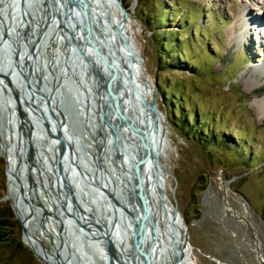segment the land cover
I'll return each mask as SVG.
<instances>
[{
    "label": "rangeland",
    "instance_id": "374dc122",
    "mask_svg": "<svg viewBox=\"0 0 264 264\" xmlns=\"http://www.w3.org/2000/svg\"><path fill=\"white\" fill-rule=\"evenodd\" d=\"M122 1L134 51L145 59L148 71L146 78L140 70L136 76L144 90L143 81L150 84L147 95L153 94L151 85L155 87L158 106L166 116L162 117L167 126L162 162L179 180L176 197L189 222L194 264H264V23L249 17L244 26L245 18L239 15L242 8H248L254 16H264L255 8V2L263 0ZM44 58L49 59L46 54ZM84 59L90 70L85 80L92 87V106L82 101L78 93L81 79L72 67L63 99L66 109L62 106V110L69 132L78 137L87 168L96 166L90 157L101 143L97 129L103 130L111 122L113 109L105 104L104 88L99 98L98 76L91 60ZM6 95L7 89L0 83V105L4 108H0V239H5L0 241V264H46L24 238L23 222L13 207V180L7 170L9 149L3 142L9 143L10 114L14 112ZM11 98L16 102L13 92ZM101 101L102 113L98 109ZM16 109L20 115L17 105ZM39 119L47 128L43 117ZM16 128L27 132L23 125ZM12 134L18 147L20 139L14 129ZM53 137L47 130L37 147L47 154ZM114 147L113 142L106 145L110 166H99L112 177V170L122 161V155L120 160L115 157ZM16 156L18 162L23 158L21 153ZM24 160L30 161V151ZM165 179L173 199L175 180L166 173ZM111 182L117 183L113 178ZM92 199L95 212L103 211V200L95 195ZM22 219L50 251V240L37 229L41 221L34 208ZM125 232L131 241V230ZM74 245L89 253L94 264H103L100 244L80 241ZM105 249L109 251L107 238ZM78 259L75 264H87L79 254Z\"/></svg>",
    "mask_w": 264,
    "mask_h": 264
},
{
    "label": "water",
    "instance_id": "95a60500",
    "mask_svg": "<svg viewBox=\"0 0 264 264\" xmlns=\"http://www.w3.org/2000/svg\"><path fill=\"white\" fill-rule=\"evenodd\" d=\"M5 2V5L0 4V15L5 16L7 21V25H4L0 20V83L7 89L6 98H8L10 103L12 100L20 111L18 120L11 118L10 130H13L18 124L23 125V127L28 125L26 140L28 142V151H30V162L26 167L25 173H23L24 171L21 168L22 163L19 162L18 164L16 176L19 181V187L17 190L24 202L30 201L32 211L34 206L41 210L42 223L51 214L55 219L58 225L57 230L60 242L56 250L53 251L55 240L54 236L51 235V252L62 264H75L79 260L78 254L86 259L87 264H93V259L89 253L83 249L80 251L79 247L74 244L78 245L80 241H83L85 243H97L99 246L98 241L91 239L92 236H90L89 231L91 226L80 221L75 223L70 219H66V216L63 218L59 215L58 210L48 209L46 203L42 202V197L38 192V184H41L42 188L46 190V179L43 173V169L48 166V163L44 160L46 153L43 149L37 147L40 143L39 141L45 137L46 131L48 130L55 137L52 139V147L47 151L58 152L62 148L63 156L60 162L64 163L62 167L64 169L65 166V171L66 150H70V147L66 146V139L73 138L79 144L78 137L68 130L67 118L62 106L66 109L63 99L66 96V81L71 74L72 67L76 76L81 79L78 93L82 101L89 102L92 106V91L87 88L89 84L85 83L86 73L90 71L88 63L84 59L86 58L91 60L89 62L95 69L94 74L98 76L96 83L98 85L99 98L102 99L101 90L104 88L107 92V101L115 106L118 121L122 118L124 125L130 128L132 124L127 123L126 115H130L139 125L138 118H140L142 111L144 115H147V111L150 114V122L146 128L138 126L144 139V154L140 157L142 164L135 168L136 173L132 175L133 180L129 190L128 205L131 209L134 208V194H136L138 189L141 192L142 202L146 198L150 199V196L147 197V193L144 190V188L146 189L150 186V179H155L158 175L164 179L166 173L175 180L173 199L170 198L171 204L169 200H166L163 190L158 188V208L155 207L156 201L152 200V204L151 202H146L148 217L145 218L138 208H134V218H140L143 221L141 226H138L137 222L130 218L131 216L127 214V205H124V210L122 209V211L126 213V217L132 224L131 238L133 249L140 253L141 264H150V260L153 257L162 255L167 258L169 264H194L191 256L189 222L180 209L176 197L179 180L173 171L162 162V138L167 127L164 121L166 116L158 106L155 87L151 85L153 94L149 96L145 91L150 89V84L144 80L143 86L146 89L144 90L136 82V70H140L144 78H146L148 71L145 64H143L145 59L143 60L142 58L141 60L134 51L135 45L130 36L127 9L123 1L5 0ZM45 54L50 58H44ZM31 58H34V61H31ZM95 59L99 60L98 64ZM12 62L16 65L19 72L7 74L9 71L7 68ZM105 64L109 67V72L106 75L104 74ZM22 66H24L25 71L30 72L29 75H32L33 78L20 72ZM53 78L58 80V83L54 84V88L52 85ZM118 78L121 80L123 90H120ZM33 81L37 83V87L33 85ZM5 82H8L9 87L6 86ZM11 92L14 93L16 102L11 98ZM34 93L38 94V96ZM36 97L42 103L44 100L47 101L45 106L44 104L40 106V109L42 110L44 122L49 128H45L43 121L39 119L41 115L35 114L37 112L35 107H33V103L37 102V105H39V102L35 101ZM133 98L138 99L137 103L139 104H135ZM102 104L103 102L101 101L98 105L99 110ZM27 106L31 108L30 112L27 111ZM0 108L4 109L1 105ZM122 110H124V114ZM99 112L101 113V110ZM14 121L16 122L14 123ZM26 121L28 122L27 124ZM112 130L111 140L116 145L114 147L115 157L118 159L119 154H124L130 162H133V151H131L130 147L120 144L115 129ZM23 132L25 131L23 130ZM95 140L98 142L97 138ZM98 150L99 144L96 155L99 160H102V155ZM18 153H20V150ZM149 159L153 168L147 169ZM7 164L9 172L8 157ZM24 174L26 175V180L24 179ZM71 178L74 184L77 183L78 185L80 182L84 184V181L76 172L74 174L71 173ZM113 179L116 180L115 177ZM55 183L58 187L62 185L59 180L55 181ZM63 187L64 185H62ZM45 200L50 205H56L48 193H46ZM60 206L62 213L66 215V201ZM141 206L143 207V205ZM13 207L17 213L14 199ZM66 225L69 226L67 232ZM78 225H80V228ZM23 230L25 238L26 228L24 223ZM121 232L122 230L117 228L113 236L106 234L110 264H116L117 260L126 264L122 258H116L114 248V240L120 238ZM149 242L151 244L148 248ZM42 248L46 251L48 250V247L43 244ZM32 249L46 264H51L36 249L33 247ZM102 249L99 246L100 253ZM66 257H69V259L66 260ZM135 259L136 264H140L137 260V255ZM79 264L83 263L80 262Z\"/></svg>",
    "mask_w": 264,
    "mask_h": 264
},
{
    "label": "bare ground",
    "instance_id": "6f19581e",
    "mask_svg": "<svg viewBox=\"0 0 264 264\" xmlns=\"http://www.w3.org/2000/svg\"><path fill=\"white\" fill-rule=\"evenodd\" d=\"M253 1L255 2V0H253ZM255 5H256L255 8L259 9L261 11V13L264 14V10H263L264 9V0H263V3L261 1L255 2ZM239 15L242 16L243 18H245L244 22H243L244 26L248 25L249 17H253V19L255 21L257 20L258 22H263L264 23V16L259 15V14L254 16V13H252V11H250L248 8H242L240 10V12H239ZM262 26L264 27V24ZM258 29H259L258 27L257 28L255 27V33L256 34H258V32H257ZM261 45H264V43H262ZM95 60L97 61V64H98L99 60L98 59H95ZM31 61H32V58H31ZM22 69L25 70L24 66H22ZM7 70H9L7 74H13V73L18 71V68L12 62L8 66ZM108 72H109V67H108V65L105 64L104 65V74L106 75V73L108 74ZM105 75H104V78H105ZM29 76H31V75H29ZM53 81H54V83H58L57 78L56 79L53 78ZM117 81L119 82L118 84L121 87L120 90H123V87L121 85V80H119V78H118ZM136 82H137V84L140 87H142V81L139 80V78L137 76H136ZM85 83L88 84L87 79L85 80ZM33 85L35 87H37V83L35 81H33ZM88 87H89V85H88ZM91 89H92V87L90 88V90ZM35 95L38 96V94H35ZM104 98H105V101H106L105 102L106 106L108 108H110V109L112 108L113 112L111 111V114H110V121L111 122H107L106 128L103 129V130L102 129H99V130L97 129L98 134L102 136V138H100L101 139L100 140L101 143L99 144L98 152L101 153V155H102V160L104 162L103 165L106 166V167L110 166L109 162L108 161L106 162V160H107L106 159V145H108V144L111 145V143H112V140H111V136H112V133H113L112 129H115L116 134L118 135L117 139H118L119 143L123 144L124 146L130 147L131 151H133V153H134L133 162L132 161L130 162L128 157H126L124 154H119L118 155V160H120L119 156L122 155V161L121 162L119 161V167L117 169L113 167L115 169V171L112 170L113 177H115V179L117 181L116 186L113 187V191L115 192V194L117 195L119 200H122V198H124L125 203H127L128 202L127 190L130 189V187L132 186V180H133L132 175L136 173V169L135 168L142 164V159L140 157H141L142 154H144V148H143L144 139L141 136L142 134H141V130L139 129V127L146 128V126L150 122V116H149L150 114L147 111V115H144V112L142 111V113L140 115V118H138V120L140 122L139 125L136 123V121L134 119H132V117L130 115H126L125 118L127 119V123L132 124V126H130V128H129L126 125H124V122H123L122 118L120 119V121H118V118H117V115H116L117 113H116L114 104L113 103L111 104V103H109L107 101V96H104ZM35 101H38L39 105H37V102H34L33 103V107H35L37 110H39L42 113V110L40 109V106L41 105L43 106V104L45 106V103H47V101L44 100L43 103H42V101H40L38 97H36ZM133 101L136 104L138 102V99L133 98ZM137 104H139V103H137ZM10 105H11V108H12L11 109L12 112H14V114H12V113L10 114V118H13V120H18V114H17L16 105H15V103H13L12 100H11ZM25 105H27V104H25ZM27 107H26L27 111L30 112L31 108H29V107L27 108ZM90 108H91V106H90ZM261 108L263 110L262 112L264 113V103L261 104ZM100 110H101V113H102V108H100ZM122 113L124 114V110H122ZM15 122L16 121H14V123ZM27 123L28 122L26 121V124ZM23 128L25 130H27V132H28V125H26V127H23ZM9 131H10V134H7V138L9 140V143L6 144L5 142H3V144H4V147H7L9 149V155L7 156L8 157V161H9V172L8 173H9V179L13 180V184H12V187H11V193L15 197L14 200H15L16 209H17V213L19 215V218L22 219L25 216H29L31 214L29 212H30V210H32V206L30 204V201L24 202L22 200V198L18 194L19 191L17 190V188L19 187L18 186L19 181H18L17 176H16L17 170H15V171L13 170L14 169L13 161L16 162V168H18L19 162L22 163L21 168L24 171L23 173L26 172L27 164H26L25 160H23V159L21 160V158H20V161L18 162V158H17L16 155L19 154L18 153V149L21 148V149H19L20 153L23 156H25V154L27 153L26 151H28V144H27L28 142L26 140L27 136L24 137L23 134H21L17 130V128L14 127V131L17 132V137H19V139H20L19 140L20 141L19 146L17 147L15 145L16 144L15 143L16 142V138L14 137V139H13V137H12L13 136V134H12L13 130H9ZM27 132H26V134H27ZM75 136H76V134H75ZM69 139H70V141L72 143L71 146L77 148V142L75 141V139H73V138H69ZM79 158H81V157H79ZM83 158H85V157H83ZM47 163H48V166L46 168L49 170V172L52 173V170H53L52 164L53 163L51 162V160H48ZM150 168H153V167L151 166V160L149 159L148 162H147V169H150ZM71 169H72L71 170L72 173L74 174V172H75V171H73L74 168L71 167ZM87 169L89 171H85L84 172L85 173L84 177L88 178V183L89 184L92 183L91 176H92V178L96 179L97 175L101 174V180L98 177L99 180H100V185L95 187V186H92V184H90L89 186H85V183L83 184V182H80L78 185H77V183H75L74 188L76 190L77 189L80 190L79 193L77 191V196L79 197L80 204L82 205L84 210H80L79 207H78V204L75 203L72 200V198L69 199L70 200V205H71L70 208L80 218H82L83 220H86V222H85L86 224L91 226V228L89 230L90 234H91L90 236L96 238L98 243L100 244V247L103 248L102 251H101V256L104 259L103 260L104 264H110L109 258H108L109 254H108V251L105 249V238H106L105 234L109 233L110 236L111 235L113 236V233H115V229H117V228H120L124 232L123 233L121 232V236H120L119 239H115V236H114V239H115L114 240V246H115L114 248H115V251H116V258L117 259L118 258H122V259L124 258V259L128 260L126 255H128L127 252L132 251V246H131L130 241L128 240V237H127V234H126L125 230L128 227L131 229L132 225L129 222V219L126 217V214L123 213L121 215L120 212L118 211L119 210L118 208H120L119 207L120 206V202L118 201V202H116L117 204H114L113 200L111 199V197L107 196V194L105 193V188H104V186H108V187L112 186L111 179L113 177L111 175H109V173L107 172V169L104 170V171L100 170L99 173H96V175L94 174L95 177H93V171L94 170H93L92 166H90V165L87 166ZM52 177H53L54 181H58L59 180L60 183H62V176L57 174L55 171H54V174L52 173ZM24 179L26 180V175L25 174H24ZM81 184H82V186H80ZM149 184H150V186L148 188H146L147 190L145 188H144V190H145V193H147V197L150 196L151 201H150L149 198H146V200H144L142 202L140 189H138L136 191V194H134V199H135L134 202H135L139 212L141 211L144 214L145 218L148 217V215L146 213V206H145L146 202H151V204H152V200L156 201L155 207L158 208V205H157L158 188L163 190V194L166 197V200H169V203L171 201L170 197H169V195L167 193L165 176H164V179H162L158 175L157 177H155V179H150V183ZM62 185L58 187L59 190H62ZM38 189H39L38 192H39L40 196L42 197L41 200H42V202L46 203V206H48V209H50V210L51 209L58 210V214L61 215L63 218H65L66 215L62 213V208L60 207L61 204H59V202H57L58 200L54 196V193H50L49 190H44L42 188L41 184H38ZM93 190H94L96 196H98L99 198H102V200L104 202L105 208L100 213L94 212V210H92L91 207H90L91 204L89 202L90 201V199H89V191H93ZM123 190H125V193L123 192ZM16 193H17V196H16ZM46 193H48V195L52 198L53 202L56 204L55 206L53 204H51V205L48 204V201L45 202L44 198H46V196H45ZM63 193L64 192L62 190V194ZM121 195H122V197H121ZM63 196H64V194H63ZM141 205H143V207ZM33 208H34V211H36L39 214V222L41 221V225H42V226L39 225L37 227V229H39L41 231V235L43 236V238H48L50 240L51 235L54 236L55 243H54V250L53 251H55L57 246L59 245V242H60V237L58 235V230H57L58 229V225H57L55 219L52 217V214H51V216L49 218L45 219L43 221L44 223H42L41 210L38 209L37 206H34ZM96 220L98 222H96ZM22 221L25 224V228H26L25 239L27 240V242H29L31 244V247L36 249L40 253V255L43 258H45L47 261H49L51 264H62L60 261H58L57 257L54 255V253L51 252V250L50 251L49 250L46 251V250H44L42 248L41 237H39L37 234H35L30 229V227L27 226V223L24 222L23 219H22ZM52 222L54 223V226L51 225ZM50 228H51V230H50ZM119 241H120L121 244L119 243ZM68 259H69V257H66V260H68ZM82 263H84V262H82ZM160 263L161 264H169L168 261H167V258L165 256H163V255L160 256ZM116 264H123V263L117 260Z\"/></svg>",
    "mask_w": 264,
    "mask_h": 264
},
{
    "label": "flooded vegetation",
    "instance_id": "af4514ba",
    "mask_svg": "<svg viewBox=\"0 0 264 264\" xmlns=\"http://www.w3.org/2000/svg\"><path fill=\"white\" fill-rule=\"evenodd\" d=\"M0 4L1 5H5L6 4V2H5V0H1L0 1ZM0 20L2 21V24L4 23V25H7V21H6V19H5V16L3 17L2 15H0ZM32 60H33V58H32ZM34 61V60H33ZM20 72L22 73V74H26L27 76H29V73L30 72H28V71H25V70H23V69H21L20 70ZM31 78H33V76L31 75L30 76ZM53 82V88H54V81H52ZM36 109V108H35ZM36 112L39 114V115H41V117H42V113L39 111V110H37L36 109ZM49 128V127H48ZM55 137H53L52 139H54ZM72 145V143H71V141L69 140V139H66V146H69L70 147V150H66V171H65V166H64V169H63V165H64V163H62V162H60V160H61V158H62V156H63V152H62V148H61V150H59L58 152H48L47 154H46V156L44 157V160H46V162L48 161V160H51V162L53 163L52 164V166H53V168H54V171L57 173V174H59L60 176H62V184L64 185V187L62 188V190H63V194H64V196H63V194H62V190H59V188H58V185H56V183H55V181H54V179H53V177H52V173L54 174V171L52 170V173L51 172H49V170L47 169V168H45V169H43V173H44V177H45V179H46V190H49V192L50 193H54V196L57 198V202H59V204H61V205H63L64 204V202L66 201V219H70V220H72L73 222H75V223H79V221L80 222H86V220H83L82 218H80L77 214H75L72 210H71V208H70V198H72V200L75 202V203H77L78 204V207H79V209L80 210H84L83 209V207H82V205L80 204V199H79V197L77 196V191H78V193L80 192V190L79 189H75L74 188V186H75V184L74 183H72V178H71V173H72V169H71V167L72 168H74V170L73 171H75L76 173H77V175L82 179H85V181L87 180V183H88V178H86V177H84L85 176V171H89L87 168H86V166H85V164H84V158H83V155H82V150H81V148H80V146H79V144H77V148L76 147H72L71 146ZM79 146V147H78ZM26 155V154H25ZM24 157L25 156H23V160H24ZM79 157H81V158H79ZM21 159V160H22ZM90 161H91V163L93 164V165H96L95 167L93 166L92 168H93V177H95V175H96V173H99V171L100 170H102V169H99V166L101 167L102 165H103V161L102 160H99L98 159V157H97V155L96 154H93L91 157H90ZM29 162L30 161H28V163L26 162V164L28 165L29 164ZM106 162H107V160H106ZM63 164V165H62ZM87 169V170H86ZM104 171V170H103ZM47 172V173H46ZM95 172V173H94ZM107 172H108V170H107ZM103 173V172H102ZM109 173V172H108ZM95 174V175H94ZM100 178V180H101V174H99V175H97V177H96V179H94V178H92V176H91V180H92V183H90V184H92V186H99L100 185V180H99V178ZM82 179V180H83ZM64 181H65V183H64ZM65 184H66V187H65ZM89 183H88V186L90 185ZM112 184V186H104V188H105V193L107 194V196H110L111 197V199L113 200V203L114 204H117L116 202H120V208H118L119 210V212H120V214L122 215L124 212L122 211V209L124 210V205H127V208H128V215H130L131 216V214H132V216L130 217L131 219H133L134 221H136L137 222V224H138V226H141V225H143V221H142V219H140V218H134V215H133V211H134V208H132L131 209V207L128 205L129 204V190L130 189H128L127 190V194H128V202L127 203H125V200H124V198H122V200H119L118 199V197H117V195L115 194V192L113 191V187H115L116 185H114L113 183H111ZM83 192V191H82ZM81 192V193H82ZM84 193V192H83ZM87 194V193H86ZM96 196V194H95V192H94V190L93 191H89V199H90V204H91V209L92 210H94V201H93V199H92V196ZM98 197V196H97ZM121 197H122V195H121ZM99 198V197H98ZM56 202V203H57ZM61 207V206H60ZM94 212H95V210H94ZM124 214H126V213H124ZM96 222H98L97 220H96ZM132 225V224H131ZM128 229H130L129 227L128 228H126V230H128ZM69 230V226L68 225H66V232ZM131 230V229H130ZM109 233H107V235H108ZM106 235V234H105ZM119 243H120V241H119ZM130 243H131V246H132V238H131V241H130ZM121 244V243H120ZM150 242L148 243V248L150 247ZM128 253V255H126L127 256V259L128 260H126V259H124L123 258V260L126 262V264H136V259H135V257H136V255H137V260L140 262V264L142 263V258H141V255H140V253L138 252V251H135L134 249H133V247H132V251H129V252H127ZM104 260V259H103ZM151 262H150V264H161L160 263V257L159 256H155V257H153L151 260H150ZM104 264V263H103ZM124 264V263H123Z\"/></svg>",
    "mask_w": 264,
    "mask_h": 264
},
{
    "label": "trees",
    "instance_id": "16d2710c",
    "mask_svg": "<svg viewBox=\"0 0 264 264\" xmlns=\"http://www.w3.org/2000/svg\"><path fill=\"white\" fill-rule=\"evenodd\" d=\"M0 241H5V239H0Z\"/></svg>",
    "mask_w": 264,
    "mask_h": 264
}]
</instances>
